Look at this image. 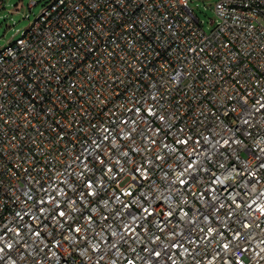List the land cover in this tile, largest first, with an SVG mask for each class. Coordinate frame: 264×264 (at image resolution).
<instances>
[{
    "label": "built area",
    "instance_id": "2783aa9c",
    "mask_svg": "<svg viewBox=\"0 0 264 264\" xmlns=\"http://www.w3.org/2000/svg\"><path fill=\"white\" fill-rule=\"evenodd\" d=\"M118 2L49 0L18 38L0 49V90L7 79L9 93L0 91V105L7 109L0 112L7 121L0 127V134L7 133L6 138L18 147V151L0 159V228L5 224L12 227L13 217L26 212L37 196L43 195L40 184L51 191L56 184L63 188V181L71 176L67 166L94 141L98 143L108 135L105 145L130 144L131 138L117 133L135 127L131 120L140 128L146 127L140 119L143 110L137 113L135 106L143 101L152 105L151 94L160 101L155 104L159 112H175L176 117L169 118L171 128L166 138H159L168 148L158 140L156 151L163 155L176 149L174 161L182 150L186 159L195 162V155L188 156L194 148L207 161L205 168L214 179L202 172V181L191 191H204V195L186 194L187 204L173 194L170 202L176 216L175 237L167 235L169 229L161 234L153 228L160 241L149 245V237L142 234L144 243L132 247L147 255L140 252L142 247L160 250L161 241L167 244L175 239L183 248H173L172 260L165 257L164 264H224L219 258L212 260L218 251L216 245L227 242L224 237L232 240L239 230L241 240L244 233L249 234L247 255L253 257L251 264H264V214L260 212L264 205V168L256 166L264 149V116L257 113L250 121L252 126H245L241 135L235 131V116L225 111L226 106L237 107L229 97L242 93L249 84L255 88H248L251 95L264 94V87H260L264 85V0H217L215 26L210 32L203 29L188 0H131V6L125 0L120 21L127 18V22L120 28L115 20ZM35 4L31 0L30 8ZM74 13L78 14L76 26L68 28ZM17 75L20 78L14 79ZM166 101L181 106L169 107ZM148 123L152 128L162 126L155 119ZM185 138L187 145L177 143ZM233 138L241 143H231ZM226 139L230 140L227 145L223 143ZM134 146H139L141 153L147 147L140 137H136ZM147 158L155 157L148 153ZM72 168L82 170L79 161ZM164 170H169V164ZM152 179L157 184L156 194L165 192L163 173L156 170ZM126 183L127 179L114 187L120 189ZM132 187L136 194L147 190ZM115 194L120 195L118 190ZM213 197L218 198V219L198 214L213 212L208 207ZM111 203L113 209H119L117 202ZM24 222H30L27 215ZM221 222L229 225L220 228L224 237H216L209 244L205 239L212 236L208 228H219ZM242 222L252 227L240 228ZM189 226L192 243L180 235ZM184 248L189 251L185 253ZM44 251L49 256L47 264H73L63 251L55 257L47 248ZM74 255L75 264H82L80 253ZM113 259L117 257H106L105 264H112ZM230 259L224 257V261ZM118 264L124 261L118 260Z\"/></svg>",
    "mask_w": 264,
    "mask_h": 264
},
{
    "label": "snow or ice",
    "instance_id": "6c2138e0",
    "mask_svg": "<svg viewBox=\"0 0 264 264\" xmlns=\"http://www.w3.org/2000/svg\"><path fill=\"white\" fill-rule=\"evenodd\" d=\"M78 2L83 4L84 0H78ZM127 3L131 6V0H127ZM124 4L125 0H119L118 11L115 14V20L120 28H123V23L127 22V18L123 22L120 21V13L125 12ZM77 15L74 13L73 17L69 19L68 28L76 26ZM19 78V75L14 77V79ZM234 82L239 83V81ZM256 83L260 85V81ZM260 87H264V85H260ZM248 88H253L255 91V88L249 84L248 87H243L242 93L238 92L236 96L229 97L237 107H225V111L235 116L238 125L235 131H240L241 135H243V130H246L245 126H252L250 121L257 113L264 116V94L253 96L248 92ZM0 91L3 92V95H9L7 79ZM150 98L154 101L152 105L143 101L139 106H135V112L140 113L143 110L140 119L145 122L146 127L140 128L135 120H131L130 123L135 127L126 132L117 133V135L131 138L130 144L105 145L104 141L109 140L108 135H105L98 143L94 141L93 144L85 147L82 153L75 155L71 164L67 166L71 168V176L63 181V188L56 184L55 191H51L40 184V193L43 195H38L26 212L17 213L13 217L15 223L12 227L5 224L0 228V264H47L49 256L48 252L44 251L45 248L52 253L53 257L57 255L58 251H63V254L67 256L68 260H72L73 264L76 260L75 252L80 253L82 264H105L106 257H117L112 260V264H118V260H123L124 264H137L138 261L139 264H164L165 257L172 260L173 248H183V244L175 239H170L167 244L161 241L160 250H157L156 247H142L140 252L147 253V255L137 253L136 248L132 247L133 244L144 243L143 235L149 237V245L154 241H160V235H156L152 231L153 228L161 234H165V229H169L167 235L175 237L174 221L176 216L170 202L171 197L176 194L178 199L187 204L188 201L184 199L186 194L193 197L204 195V191H191L193 185L202 181L201 173H207L210 178H213L210 169L205 168L207 161L201 159L200 153H197L194 148L188 153V156L195 155L197 157L195 162L186 159L182 150H180L181 155L176 156L174 161L173 155L177 151L176 149H169V152L163 155L156 151L158 140L163 144V140L159 138L161 136L166 138L167 130L171 128L169 118L175 119L176 117L175 112L167 110L159 112L155 104L160 101L151 94ZM165 103L169 107L178 108L181 106L179 102L175 101H166ZM220 103L224 104V101L221 100ZM160 108L164 109V104H160ZM6 111V107L0 105V112ZM152 119L162 122V126L152 128L148 123ZM27 122L25 121V123ZM128 123L125 121V124ZM3 124H7V121L0 117V127ZM149 132L151 135L148 134ZM6 137L7 133L0 134V159L9 152L18 151L17 144L12 143ZM136 137H140L142 142L147 145L143 153L139 146H134ZM11 139H15V137ZM177 143L183 146L187 145L189 141L185 138L182 141L177 140ZM223 143L227 145L230 140H223ZM231 143L238 144L241 141L238 138H233ZM163 147L168 148V145L163 144ZM257 147L259 146L257 145ZM121 148L126 150H121ZM148 153H152L155 158L148 159ZM261 153L262 155L257 157L256 166L264 168V149H261ZM253 155L255 154L253 153ZM137 156L140 157L139 160L136 159ZM77 161L82 169L79 172L72 168V165ZM169 161L173 162L169 163ZM165 164H169L168 171L164 170ZM125 165L128 167L125 168ZM156 170L163 173L162 183L166 185L165 192H161L159 195L156 194L158 191L156 181L152 179ZM125 179H127V183L123 185V188L116 189L114 187ZM215 182L223 183L220 180ZM133 185L147 190L142 194H136L133 191ZM201 187L203 188V184ZM117 190L120 195L115 194ZM109 192H112V195H109ZM105 196L108 197L107 200ZM121 196L127 197V202L121 200ZM134 196L135 199H133ZM111 202H117L119 209H113ZM217 202V197L208 201V207L213 209L212 213L198 214L205 215L206 218L218 219L216 213H219L220 207H217ZM228 207L231 208L232 205L229 204ZM157 209L160 211L158 212ZM179 210L183 211V208ZM260 212L264 214V205L260 206ZM25 215L29 217L30 222H24ZM184 216L187 217L188 213L184 212ZM170 225H173V228H170ZM228 227L229 225L224 222H221L219 228L209 227L208 232L212 233V236L205 237V239L211 244L216 237H224V232L220 228ZM251 227L252 224L247 222L240 223V228ZM180 235L186 242L192 243L190 226L186 233L181 232ZM248 240V233H244L243 240H241L239 230L233 233V238L230 241L224 237V241L227 242H222V246L221 244L216 245L218 251L212 260L219 258L224 264H245V260H248L251 264L253 257L247 255L250 251ZM261 242L264 243V241ZM66 244L67 249H65ZM53 247L56 251H53ZM122 248L125 249V252H121ZM188 251L187 248H184L185 253ZM225 256H229L230 261H224ZM192 259L195 260V256H192ZM172 264H175V261H172Z\"/></svg>",
    "mask_w": 264,
    "mask_h": 264
},
{
    "label": "rangeland",
    "instance_id": "374dc122",
    "mask_svg": "<svg viewBox=\"0 0 264 264\" xmlns=\"http://www.w3.org/2000/svg\"><path fill=\"white\" fill-rule=\"evenodd\" d=\"M31 0L0 1V49L15 40L30 22L40 13L49 0H33L36 4L30 8ZM217 0H188L189 6L197 16L203 29L210 32L215 26L214 3Z\"/></svg>",
    "mask_w": 264,
    "mask_h": 264
}]
</instances>
